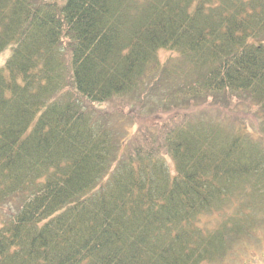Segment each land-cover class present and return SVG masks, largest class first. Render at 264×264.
I'll use <instances>...</instances> for the list:
<instances>
[{
    "label": "trees",
    "instance_id": "16d2710c",
    "mask_svg": "<svg viewBox=\"0 0 264 264\" xmlns=\"http://www.w3.org/2000/svg\"><path fill=\"white\" fill-rule=\"evenodd\" d=\"M8 49L0 264H218L255 236L264 0H0ZM117 101L170 115L131 136Z\"/></svg>",
    "mask_w": 264,
    "mask_h": 264
},
{
    "label": "rangeland",
    "instance_id": "374dc122",
    "mask_svg": "<svg viewBox=\"0 0 264 264\" xmlns=\"http://www.w3.org/2000/svg\"><path fill=\"white\" fill-rule=\"evenodd\" d=\"M173 53L170 51H162L160 58L163 62L167 61ZM10 55V49L4 51L0 54V67H2L7 61ZM124 111L125 114L129 115L130 118H134V123L129 124L124 122V125L127 127L131 136H135L139 130L146 131L149 130H158L164 120L170 115L168 112H163L160 108L155 107L150 103V101H145L143 109L141 111L142 115H135L133 113L128 114L129 106L126 102L117 101L116 104H113L107 112L112 114H118V112ZM231 111L225 116H229ZM232 113H237V111L232 110ZM240 113V115H239ZM237 116L240 118H246L253 122L256 126L259 125L257 120H253V115L250 112L249 108H244L243 112L240 111ZM223 116H221L222 118ZM137 123V124H136ZM259 127V126H258ZM250 126L253 131L254 136L259 139L262 137L257 133L256 129ZM260 128V127H259ZM132 139V138H131ZM130 139V140H131ZM170 162V161H169ZM172 165V163H170ZM231 213L229 211H223V215L218 213L213 214L212 216L206 215L203 218V222L208 225V229L215 227L223 220H226ZM1 225V222H0ZM255 236H250L249 239H242L240 242L235 243L234 251L229 255H226L225 259L218 264H264V221L261 226L257 228L254 233Z\"/></svg>",
    "mask_w": 264,
    "mask_h": 264
}]
</instances>
